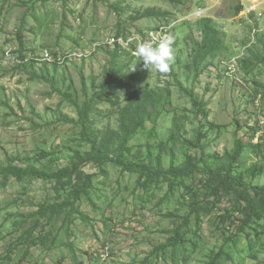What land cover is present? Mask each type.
Here are the masks:
<instances>
[{
    "label": "rangeland",
    "instance_id": "rangeland-1",
    "mask_svg": "<svg viewBox=\"0 0 264 264\" xmlns=\"http://www.w3.org/2000/svg\"><path fill=\"white\" fill-rule=\"evenodd\" d=\"M158 28L174 38L167 74L106 45L125 36L135 48ZM113 68L124 83L108 99L99 86ZM135 91L158 94L160 119L127 156L160 175L152 181L94 161L82 127L59 120L90 104L92 127L119 131ZM236 140L234 175L264 187V0H0V172L41 152L31 166L78 165L65 185L0 173V264H264V200L246 216L190 171L229 166ZM178 230L180 242L161 250Z\"/></svg>",
    "mask_w": 264,
    "mask_h": 264
},
{
    "label": "trees",
    "instance_id": "trees-1",
    "mask_svg": "<svg viewBox=\"0 0 264 264\" xmlns=\"http://www.w3.org/2000/svg\"><path fill=\"white\" fill-rule=\"evenodd\" d=\"M167 1L176 3L179 0ZM241 11L242 8L238 10L237 14H239ZM155 12L156 10L154 9H147L140 18H150L155 14ZM119 50H121L120 47ZM113 56L117 57V54H113ZM24 59L25 57L23 56L22 60ZM109 76L112 78V80L107 82L105 86L99 87L100 91L102 89L101 93L106 98L111 99V95L108 93V90L110 87H112V84L118 81L119 83H124V80H120L121 76L118 75L115 68L111 70ZM34 78L37 77L34 76ZM41 79H46L45 81H49L47 78ZM95 88L97 89L98 93L99 88H97V86ZM157 97L158 94L156 92H132L127 98L126 106H124L120 111L119 131L96 130V128L92 127L90 124L92 114L90 104H85L83 109L80 110L79 120H75L66 115L60 116L59 120L65 123L79 124L82 127V137L91 145L92 151L89 155L94 161L100 163L101 165H103L105 162L113 161L115 164L122 167L124 171L139 174L140 180L146 178L147 180L152 181L160 175L157 174V172H152L141 162H135V160L129 161L127 156L131 153V140L134 139L138 133L145 128L147 123L150 122L154 123L155 125L158 123L161 115L158 110V101H156ZM149 102L153 104L155 112H152L148 107ZM179 123L180 122L178 120L175 121L174 131L177 133L181 131ZM235 144V151L229 157V166L212 171L207 168H198V165L196 164L190 165V171L193 172L194 170H199L203 174L204 179L217 184L213 190V194L216 198H218V201L224 196H235L241 211L246 216H249L254 208L253 200L255 198H262L264 200V187L248 186V184L241 180L240 177L234 175L233 170L235 168L237 158L243 150V144L240 140H236ZM48 156L49 153L41 152L34 157L25 156L23 158H19L17 160L20 161L24 167L9 164L4 169V171L0 173L9 172L10 174H15L16 176L28 174L33 177L45 179L55 178L57 179L58 183L65 185V178H71L78 165L76 164L74 169H71L70 167L61 168L56 173L50 172L46 168L40 169L30 165L33 160L41 161ZM13 160H15V158H13ZM172 169L176 168L173 167ZM169 173L174 177H182L187 175L186 172H181L179 170H177L175 173L171 171ZM62 204L63 202L55 205H49L48 207L49 210H51L54 214L57 210H59L60 207H62ZM44 208L45 207H43V209ZM184 222L187 224L188 220L185 219ZM179 231L180 230L177 231L176 236H174V238L168 244L160 249L163 250L170 247L171 244L179 243Z\"/></svg>",
    "mask_w": 264,
    "mask_h": 264
},
{
    "label": "clouds",
    "instance_id": "clouds-1",
    "mask_svg": "<svg viewBox=\"0 0 264 264\" xmlns=\"http://www.w3.org/2000/svg\"><path fill=\"white\" fill-rule=\"evenodd\" d=\"M174 38L172 35H164L153 43L151 40L142 41L135 47V55L138 60L143 61L144 67L149 71L167 74L171 71L174 63ZM135 70V65L130 68Z\"/></svg>",
    "mask_w": 264,
    "mask_h": 264
},
{
    "label": "built area",
    "instance_id": "built-area-1",
    "mask_svg": "<svg viewBox=\"0 0 264 264\" xmlns=\"http://www.w3.org/2000/svg\"><path fill=\"white\" fill-rule=\"evenodd\" d=\"M164 35H169V30L167 28H158L156 30H152L148 32V34L146 35V39H142L140 40V42L151 40L153 43H155L159 40L161 36H164ZM133 42H134V39L128 40L127 38H125V36H113V37H110L106 41V45L112 48L120 47L125 50L132 51V54L135 55V48L133 47V44H132ZM46 57H47V60H50L48 55ZM24 61H28V60L24 59Z\"/></svg>",
    "mask_w": 264,
    "mask_h": 264
}]
</instances>
